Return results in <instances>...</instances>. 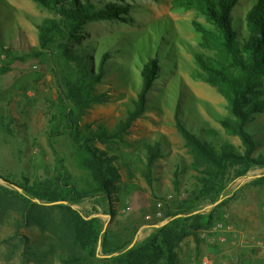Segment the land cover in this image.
Wrapping results in <instances>:
<instances>
[{
    "label": "rangeland",
    "instance_id": "rangeland-1",
    "mask_svg": "<svg viewBox=\"0 0 264 264\" xmlns=\"http://www.w3.org/2000/svg\"><path fill=\"white\" fill-rule=\"evenodd\" d=\"M91 1L98 8L112 3L127 6L122 17L128 21L117 18L88 22L84 39L71 43L91 48L90 57L97 64L99 52L113 53L97 87L106 100L86 110L80 122L83 129L99 124L113 129L125 119L138 98L147 53L160 57L159 78L147 95V111L122 141L95 143L117 168L114 190L110 195L99 194L73 204L86 217L101 220L99 255L90 257L79 250L57 210L49 216L51 210L41 209L37 214L42 223L27 222L21 202L7 198L0 189V264H120L103 258L141 245L173 220L170 217L162 224L146 216L154 214L156 199L169 193L180 199L179 190L187 192L184 202L188 210L177 217L213 214L214 225L226 222L235 232H208L203 238V230L209 228H200L198 238L189 236L175 249L177 264H264V183L254 184L264 176V166L253 167L243 177H237L241 166L231 167L214 182L213 190L202 192L208 164L186 144L176 124L178 115L199 136L217 145L231 143L243 151L239 137L229 135L218 121L220 116L229 115L228 98L218 87L193 77L197 65L192 50L209 53L199 47L200 34L193 21L207 24L206 20L196 11L173 10L172 0ZM254 1L240 0L232 15L244 18ZM49 17L56 16L35 0H0V44L20 52L39 47L38 24ZM60 61L54 52L9 65L0 55V187L22 192L23 177L31 181L54 179L58 160L67 167L74 187L86 190L92 182L78 164L77 144L70 134L52 135L54 127L63 126L62 111L70 107L63 95L66 74ZM259 97L264 106V94ZM248 130L255 132L260 143L254 156L264 154V108L251 119ZM148 144L162 153L151 171ZM106 231L118 244L127 246L105 256L102 241ZM74 255L78 259L69 262Z\"/></svg>",
    "mask_w": 264,
    "mask_h": 264
},
{
    "label": "trees",
    "instance_id": "trees-1",
    "mask_svg": "<svg viewBox=\"0 0 264 264\" xmlns=\"http://www.w3.org/2000/svg\"><path fill=\"white\" fill-rule=\"evenodd\" d=\"M43 8L55 14V18H46L40 24L39 49L31 46L30 51L20 52L12 47L5 48L0 44V55L5 56L11 65L17 60L27 61L34 57H46L56 52L60 65L66 74L64 79V98L70 104L61 113V129L54 127L52 135L70 134L77 144L76 158L81 169L91 178L88 189L82 190L73 186L71 176L62 160L57 161V174L54 179L31 181L23 177L20 184L22 192L0 187L7 198H15L22 204V214L27 222L42 223L37 212L41 209L57 210L66 231L72 236L79 250L90 257H97L98 245L103 235L101 220L98 217H86L73 207L87 197L104 194L110 195L114 190V181L119 176L113 167V159L95 146V143H114L122 141L125 134L148 108V93L153 89L160 73V57L147 53L148 60L141 68L142 85L138 98L133 102L134 108L128 111L125 119L110 129L105 124L95 128L87 125L82 128L80 122L86 110L95 103L104 102L105 94L98 91L106 72V62L113 57L111 50L99 52V62L90 57L91 48L71 45L84 39L86 25L96 20H114L123 18L128 7L119 4H108L98 8L91 0H35ZM240 0H172L175 11H196L204 17L207 24L194 20L193 26L200 34L199 47L204 51L193 49L197 69L193 72L196 80L218 87L229 100L228 116H220L218 121L229 135L239 137L243 151L231 143L217 145L199 136L187 128L180 117L176 116L179 132L193 152L208 165L202 178V192L214 189V182L220 181L228 170L241 166L237 177L245 176L253 167L264 166V154L255 157L260 147L255 132L248 130L251 119L262 112L260 94H264V0H255L245 17H234L233 10ZM170 46V45H168ZM150 48V47H149ZM165 53H161L163 57ZM213 132V131H212ZM209 131V134L212 133ZM149 169L162 156L161 150L148 144ZM10 183V181L7 180ZM264 176L254 181L263 184ZM14 184V183H10ZM180 193V190L177 191ZM36 199L45 202L68 201L53 206L43 205ZM188 197L174 199L165 209V218L173 219L158 228L139 246L129 248L125 253L114 255L104 260H114L120 264H177L175 249L189 236L199 237L200 228L214 225V215H192L189 217L177 214L188 210L184 200ZM178 200L181 203H178ZM225 221V220H224ZM118 244L114 236L106 231L102 241L105 256L126 247ZM78 257L74 255L69 262ZM81 260H79L80 262ZM64 262H68L64 259Z\"/></svg>",
    "mask_w": 264,
    "mask_h": 264
},
{
    "label": "built area",
    "instance_id": "built-area-1",
    "mask_svg": "<svg viewBox=\"0 0 264 264\" xmlns=\"http://www.w3.org/2000/svg\"><path fill=\"white\" fill-rule=\"evenodd\" d=\"M179 196L180 198H184L187 196V192L180 190ZM175 198L176 197L172 193H169L165 195L163 198L156 199L154 214L153 215L148 214L146 218L148 220H151L154 217L158 220L159 223H162V224L167 222L168 218H165V209L167 208V205L170 204ZM208 232H211V233L219 232L222 235H226V234L234 233L235 229L233 225L229 223L220 222V223H217L216 225H213V227L209 229L203 230V233L201 234V236L203 238L206 237Z\"/></svg>",
    "mask_w": 264,
    "mask_h": 264
},
{
    "label": "water",
    "instance_id": "water-1",
    "mask_svg": "<svg viewBox=\"0 0 264 264\" xmlns=\"http://www.w3.org/2000/svg\"><path fill=\"white\" fill-rule=\"evenodd\" d=\"M36 201H39V200H36ZM59 203H68V202H66V201H57V202H48L47 204L54 205V204H59ZM107 256H111V255H107Z\"/></svg>",
    "mask_w": 264,
    "mask_h": 264
}]
</instances>
